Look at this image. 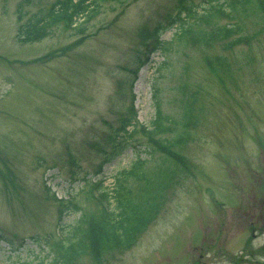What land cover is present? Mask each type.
Returning a JSON list of instances; mask_svg holds the SVG:
<instances>
[{
  "label": "rangeland",
  "instance_id": "1",
  "mask_svg": "<svg viewBox=\"0 0 264 264\" xmlns=\"http://www.w3.org/2000/svg\"><path fill=\"white\" fill-rule=\"evenodd\" d=\"M54 1L0 0V264L58 255L57 238L82 211L53 191L94 209L89 179L123 114L135 111L140 131L104 166L110 189L137 156L151 165L166 156L155 142L150 158L142 127L157 109L183 120L185 104L189 138L169 164L176 174L158 216L130 249L76 264H264V14L244 22L257 38L232 49L179 41L180 26L169 25L177 0H107L85 33L60 24L21 41L20 26ZM160 22L164 43L150 52Z\"/></svg>",
  "mask_w": 264,
  "mask_h": 264
},
{
  "label": "trees",
  "instance_id": "2",
  "mask_svg": "<svg viewBox=\"0 0 264 264\" xmlns=\"http://www.w3.org/2000/svg\"><path fill=\"white\" fill-rule=\"evenodd\" d=\"M104 1L107 0H55L48 7H41L30 21L20 26L18 38L21 41L43 39L65 21L69 23L71 27L69 29L82 34L86 30V23L99 14ZM195 1L177 0L179 13L172 18V24L178 23L180 26L177 32L179 41H186L190 35H193L199 40L200 46L223 40L228 49H232L236 45L243 42L250 43L257 38L260 30L251 34L243 33L244 22L248 16L262 18L260 12L264 14V9L261 8L260 1L264 0H209V3L200 9L195 6ZM223 18H231L234 21L221 22ZM163 28L165 26L159 23L155 33ZM239 33L241 35H238ZM155 47L158 49L161 45L156 42ZM189 106V104L183 106V120L157 109L152 126L141 131L150 141L146 144L150 158L156 151L151 146L153 142L163 145L165 151L175 155L171 156L166 152V156L160 158V162L156 165L149 164V158L137 157L129 167L115 174L112 194H109L103 185L99 186L102 188L103 198L108 200L113 197L115 203L113 208L106 210L90 193L88 198L96 201L93 210L83 209L76 202L69 201L75 209L82 211L79 220L64 240H57L58 255L56 254L50 262L42 259L37 264H76L77 260L87 252L103 260L106 255L129 249L137 241L150 222L157 217L167 200L168 188L176 174L175 168L169 164H174L176 167L179 160L177 155L184 157L181 152L173 150V146L182 147L188 141ZM136 124L135 114L128 113L121 116L119 126L111 130L110 144L100 151L103 158L96 171L103 169L105 164L112 162L131 143L133 144L136 140L135 135L140 131ZM131 125L133 129L130 131L128 128ZM179 127L184 128L177 131ZM175 131L177 133L171 141L162 136L166 132ZM0 236L3 237V234L0 233Z\"/></svg>",
  "mask_w": 264,
  "mask_h": 264
}]
</instances>
